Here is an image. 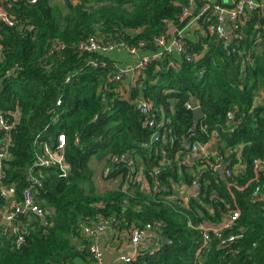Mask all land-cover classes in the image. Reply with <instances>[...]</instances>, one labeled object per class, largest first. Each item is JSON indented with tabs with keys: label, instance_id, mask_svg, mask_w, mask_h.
Here are the masks:
<instances>
[{
	"label": "trees",
	"instance_id": "trees-1",
	"mask_svg": "<svg viewBox=\"0 0 264 264\" xmlns=\"http://www.w3.org/2000/svg\"><path fill=\"white\" fill-rule=\"evenodd\" d=\"M30 1L0 0L17 21L12 28L0 22V113L19 114L10 132L6 183L15 185L20 200L36 154L43 144L55 147L60 134L70 174L62 179L54 167L33 170L31 176L40 182L36 200L48 216L45 224L33 215L17 219L20 244L0 229V264H93L80 225L101 218L125 233L160 224V237L170 240L128 264H264V169L257 176L253 171L255 160L264 163V8L246 9L227 42L217 38L214 17H199L197 30H184L185 54L150 61L123 95L127 76L113 80L122 68L119 62L81 52L79 44L123 41L137 50L135 58L126 52L123 67L135 65L159 51L156 40L167 36L169 24L181 29L197 16L200 1L184 23L179 16L188 0H63L62 6ZM239 1L212 3L228 8ZM54 44L63 49L53 50ZM192 55L194 60L186 59ZM138 97L152 103L155 118L163 119L160 129L145 125L134 106ZM187 102L200 109L197 122ZM213 131L219 137L216 160L231 170L242 166L230 178L212 169L213 158L196 161L183 148L208 142ZM123 155L133 167L112 161ZM91 160L103 163L101 177L118 180L117 186L97 192ZM199 165L203 169L195 171ZM138 174L147 181V192L136 183ZM194 177L199 198L183 205L174 188L190 186ZM257 189L262 201L254 200ZM234 204L239 218L221 238L210 233L196 259L202 225L219 227ZM229 236L234 241L222 247Z\"/></svg>",
	"mask_w": 264,
	"mask_h": 264
},
{
	"label": "built area",
	"instance_id": "built-area-1",
	"mask_svg": "<svg viewBox=\"0 0 264 264\" xmlns=\"http://www.w3.org/2000/svg\"><path fill=\"white\" fill-rule=\"evenodd\" d=\"M15 1V0H14ZM75 1V0H74ZM201 7L197 16H194L191 21L179 29L174 25H168L167 36H160L157 40V46L159 51L155 55L143 56L135 65H128L122 67L117 76L113 78L114 81L118 82L123 76H130L131 78L138 77L143 70L144 66L150 61L159 60L164 55H183L185 54V42H184V30L193 22H195L199 17L203 16L204 21H210V17L216 19V25L214 32L219 40L227 42L231 40L234 31L237 29L238 24L243 22L245 17L246 9L251 8H264V0L260 3L254 0H240L235 4L234 7H222L219 4H213V0H199ZM234 2V0H230ZM31 3H35L36 0H31ZM195 7V0H188V4L182 8L181 14L179 16V22L184 23L186 19L191 16L192 9ZM0 22H3L8 27H16L17 21L11 16L3 7H0ZM213 30V29H212ZM53 50H61L63 46L60 44H54L52 46ZM78 50L86 53H96L98 55L108 56L112 53L124 51L129 54V56L135 58L137 56V50L129 48L123 41H107L99 42L94 39H88L79 44ZM187 60H194L195 55L186 56ZM92 64H94L92 62ZM101 66H105L102 63ZM15 70V69H13ZM18 70V69H17ZM16 71V70H15ZM10 74V73H7ZM123 95H127V92H122ZM135 109L140 115L144 117L145 125L148 127H153L155 129H160L163 125L161 119H156L153 114L152 103L145 100L142 97H138L134 100ZM186 108L194 110L196 106L186 103ZM228 121L232 120V114H228ZM19 120V114L17 111H6L0 113V131L3 132L0 138V229L4 235H15L17 244L23 242V236L20 233V226L16 222L17 215L20 214L21 218L24 216L33 215L37 217L43 224H45L46 217L48 216V211L43 209L36 200L35 188L40 186L39 180L32 177V172L34 169L38 168H50L54 167L57 169L58 176L65 179L70 174V166L64 157V147H65V136L63 134L58 135L57 145L51 147L47 144H43L41 148V154H36V160L32 166L27 169L30 175V181L26 188L21 192L20 200H16V187L14 184L6 183V161L9 158V149L11 147L10 132L15 127ZM218 133L213 131L211 138L206 143H193L191 145L184 144L183 148L192 153L193 156L198 158H206L208 152L209 143L216 142L218 140ZM154 141L158 140V135L154 133L152 135ZM113 162H125L129 167H133V162L127 156H121L119 158H113ZM212 169L217 172L223 173L222 178H230L233 174L231 169L224 168L221 159L216 160L212 164ZM264 169V163L260 160H255L253 163V171L255 176H257L258 170ZM104 173H108V168L104 169ZM231 184L229 185V187ZM192 189L190 195L188 193L182 194L180 202L183 205H187L191 198L198 199L200 193V186L198 183V177H194L190 186ZM232 187L236 189H242L241 187L232 184ZM255 201H262L263 197L258 189L254 194ZM235 205V209L231 211L224 222L219 226L212 229L203 228L202 232V244L195 253L196 259L199 258L201 251H203L210 240V233H212L217 238H221L222 232L233 226L236 220L239 218L240 212ZM113 221L109 219H99L93 224H81L80 231L85 239L88 241V253L90 254L93 264H105L104 250L101 247L100 240L101 237L109 232L110 230H117L113 228ZM160 224L145 225L139 229H132L128 233L130 246H137L142 241H150L155 244H159L160 237ZM234 241L233 236H229L227 239L221 240V246H228L229 243ZM159 248V247H158ZM157 248V249H158ZM156 250V249H155ZM155 250H151L153 253ZM140 255V254H139ZM136 256H122L120 258L121 264H128L133 261Z\"/></svg>",
	"mask_w": 264,
	"mask_h": 264
},
{
	"label": "crops",
	"instance_id": "crops-1",
	"mask_svg": "<svg viewBox=\"0 0 264 264\" xmlns=\"http://www.w3.org/2000/svg\"><path fill=\"white\" fill-rule=\"evenodd\" d=\"M126 79H129L130 82L133 81V78H131L130 76L126 77ZM125 91L127 92L128 89L126 88ZM215 145H216L215 142L209 143L206 158L211 157L216 161L215 153H214ZM194 159L197 161L199 158L194 156ZM185 162L187 165L192 164L190 162V160H188V158L185 159ZM91 164H97V162L95 160H91L90 166L92 168ZM241 167L242 166L240 164H236L232 168V171L234 173L235 172L238 173L240 171ZM224 168H226V167L224 166ZM202 169H203V167H201L199 165V166H196L195 171H197V170L201 171ZM193 171L194 170L191 168V172H193ZM218 174L220 177H222V175H223V173H221V172H218ZM139 181H140V183H139ZM112 183L118 184V180H113ZM136 183L141 185V188L143 191L147 192L149 190V186L147 184V181L140 174L137 175ZM188 188L189 187H187V186H183V187L177 186L174 188L175 192L177 193V198L179 200H180L183 193L184 194L188 193L190 195V193L192 192V189H191V187H190V189H188ZM206 225H209V224L202 225L203 228H207ZM209 226H211L212 228H215L212 225H209ZM100 244H101L102 249L104 250L105 264H121L120 258L122 256H132V255L136 256V255L141 254L142 252L155 250L161 246V242L159 244H155V243H152L150 241H142L137 246H130L128 233L119 232V231L113 230V229L110 230L109 232L105 233L101 237Z\"/></svg>",
	"mask_w": 264,
	"mask_h": 264
},
{
	"label": "rangeland",
	"instance_id": "rangeland-1",
	"mask_svg": "<svg viewBox=\"0 0 264 264\" xmlns=\"http://www.w3.org/2000/svg\"><path fill=\"white\" fill-rule=\"evenodd\" d=\"M52 4H55V5H60L62 6L63 4V0H52ZM195 23H191L187 28H189L188 30H197V28H195ZM211 30V29H210ZM110 58H115L116 61H118L117 63L121 65V67H123V65L127 64L128 61V55L126 54V52L124 51H119V52H116V53H112L110 54L109 56ZM130 80L128 81L126 78L123 79L122 81V88L124 90H126V88L129 90V87H130ZM123 93L126 92V91H122ZM92 165V168H93V171H94V183H95V186H96V190L97 192H102V191H106L108 189H112L114 188L115 186H117L116 183H112V182H106L105 180H103V178L101 177L102 175V169H103V163L102 164H99L97 162V164H91ZM140 183V181H139ZM139 187H140V184H139Z\"/></svg>",
	"mask_w": 264,
	"mask_h": 264
},
{
	"label": "water",
	"instance_id": "water-1",
	"mask_svg": "<svg viewBox=\"0 0 264 264\" xmlns=\"http://www.w3.org/2000/svg\"><path fill=\"white\" fill-rule=\"evenodd\" d=\"M192 113H193L194 121L197 122L198 119H199V117H200V114H201L200 109L197 107V108H195L192 111ZM5 169L6 170L8 169V165L7 164L5 165ZM198 214H199V216H202V212L198 211ZM20 218H21V215L18 214L17 217H16V219H20ZM206 227L209 228V229H212V227L209 226V225H206ZM160 242H161L162 245H166V244H169L170 243V240L167 237H161V241Z\"/></svg>",
	"mask_w": 264,
	"mask_h": 264
}]
</instances>
